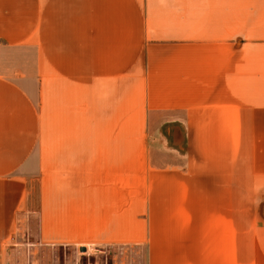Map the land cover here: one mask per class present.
Returning <instances> with one entry per match:
<instances>
[{
    "label": "crops",
    "instance_id": "obj_1",
    "mask_svg": "<svg viewBox=\"0 0 264 264\" xmlns=\"http://www.w3.org/2000/svg\"><path fill=\"white\" fill-rule=\"evenodd\" d=\"M158 154L184 161L154 166ZM258 156L264 0H0V264L38 173L48 243L85 228L95 243L127 239L130 165L144 170L150 242L186 243L223 211L208 199L222 165L235 180Z\"/></svg>",
    "mask_w": 264,
    "mask_h": 264
},
{
    "label": "rangeland",
    "instance_id": "obj_2",
    "mask_svg": "<svg viewBox=\"0 0 264 264\" xmlns=\"http://www.w3.org/2000/svg\"><path fill=\"white\" fill-rule=\"evenodd\" d=\"M248 10L247 2H242V12ZM156 157L157 165L154 166L160 167L180 168L184 161L180 154H158ZM256 160V163H245L242 158L240 174L235 173L241 178L235 180L228 178L232 176L233 165H222L227 172L226 179L210 180L213 190L218 193L216 197L208 199L211 202L210 209L215 200V205L222 206L223 211L215 212L216 216L210 217L217 221L213 227L206 226V221H203L202 226L189 229L191 237L186 243L178 242L174 236L165 238L159 237V234L151 238L150 242L147 212L144 210L145 195L142 192L147 185L138 180V174L144 170H136V167L132 170L133 165H130V220L127 239L117 238L107 244L95 243L88 240L86 235L89 229L85 228L81 229L84 237L79 242L48 243L45 232L52 234L56 227L53 226L50 214L49 228L42 231L41 180L38 173L30 186L29 201L18 217L17 232L10 241L8 264H264V163L260 161L262 157L258 156ZM193 169L198 172L202 169L219 171L217 164L194 163ZM232 188L235 190V197H232ZM238 189L239 196L236 195ZM204 198L207 197L202 195V199ZM233 198L235 206L236 201L240 204L239 211L234 214L227 210ZM197 208L199 207L194 208V214L198 213ZM66 230L72 232V229ZM163 239L168 241L162 242ZM165 255L191 257L163 258Z\"/></svg>",
    "mask_w": 264,
    "mask_h": 264
}]
</instances>
